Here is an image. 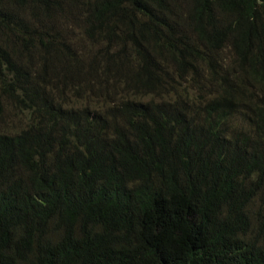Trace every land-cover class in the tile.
Listing matches in <instances>:
<instances>
[{"label": "trees", "instance_id": "1", "mask_svg": "<svg viewBox=\"0 0 264 264\" xmlns=\"http://www.w3.org/2000/svg\"><path fill=\"white\" fill-rule=\"evenodd\" d=\"M8 104L0 264H264V0H0Z\"/></svg>", "mask_w": 264, "mask_h": 264}, {"label": "rangeland", "instance_id": "2", "mask_svg": "<svg viewBox=\"0 0 264 264\" xmlns=\"http://www.w3.org/2000/svg\"><path fill=\"white\" fill-rule=\"evenodd\" d=\"M79 34H77V37H76L77 41H79V43L77 44H78L79 51H82V50H85L84 46H85L86 40L84 36L81 40V36ZM100 49H102V45L96 43L94 49L91 52L98 51ZM39 63L42 66L44 64L43 59L40 60ZM59 77L61 78V74H60V70L58 71V66H52L47 69L46 79L48 80L53 79L52 90H53L54 96L58 94L57 88L59 87V85L62 84V81L59 80ZM60 99H61V96H60ZM62 99H66L65 96H63ZM22 113H23L22 107L14 108L8 104L3 112L0 111V131L15 130L17 126L20 124L21 119L24 117ZM23 123L26 124L25 118H23Z\"/></svg>", "mask_w": 264, "mask_h": 264}, {"label": "clouds", "instance_id": "3", "mask_svg": "<svg viewBox=\"0 0 264 264\" xmlns=\"http://www.w3.org/2000/svg\"><path fill=\"white\" fill-rule=\"evenodd\" d=\"M75 90V89H74ZM74 90H72L71 91V93H74L75 91ZM45 98V97H44ZM62 99V98H61ZM64 99H62V101H63ZM75 100L76 99H74V98H71V103H72V105H74L73 107H69L68 106V104H67V102H63V108L65 109V112H70V109H75L76 107H75ZM60 102V100H58L57 101V103H59ZM103 102V98H102V100L100 101V103H102ZM12 107H14V108H17L16 106H13V105H11ZM19 108L20 107H22V106H18ZM25 107H27V103H25ZM24 118H25V120H26V124L25 123H23V124H19L18 126H17V128H16V130H22V132H24V131H27V129H28V126H29V124H28V114H27V112H26V110H25V115H24ZM22 125V126H21Z\"/></svg>", "mask_w": 264, "mask_h": 264}]
</instances>
